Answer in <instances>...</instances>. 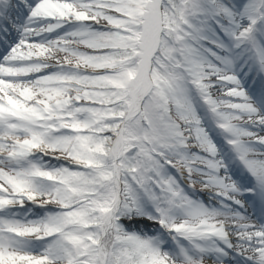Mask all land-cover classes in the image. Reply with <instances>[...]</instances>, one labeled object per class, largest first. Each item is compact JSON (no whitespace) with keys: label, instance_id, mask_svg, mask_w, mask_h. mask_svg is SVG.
I'll use <instances>...</instances> for the list:
<instances>
[{"label":"snow or ice","instance_id":"snow-or-ice-1","mask_svg":"<svg viewBox=\"0 0 264 264\" xmlns=\"http://www.w3.org/2000/svg\"><path fill=\"white\" fill-rule=\"evenodd\" d=\"M0 264H264V0H0Z\"/></svg>","mask_w":264,"mask_h":264}]
</instances>
